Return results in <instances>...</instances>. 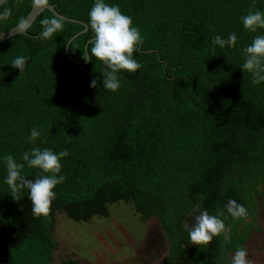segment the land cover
Masks as SVG:
<instances>
[{"label":"trees","instance_id":"trees-1","mask_svg":"<svg viewBox=\"0 0 264 264\" xmlns=\"http://www.w3.org/2000/svg\"><path fill=\"white\" fill-rule=\"evenodd\" d=\"M33 1L0 6V14L10 13L0 19V34L23 22ZM106 2L119 5L144 38L134 53L141 67L122 70L116 92L102 84L91 88L104 65L82 58L94 37L88 15L94 0L44 2L87 26L69 44L70 57L66 45L84 26L48 10L25 35L0 45V264H56L64 224L88 225L121 204L143 221H158L174 253L182 254L181 221L196 208L231 227L227 252L251 237L252 223L227 208L235 200L253 218V192L264 185V83L253 85L251 73L240 68L244 47L264 34L245 30L241 17L264 11L263 1ZM52 18L63 26L43 38L42 21ZM231 32L236 47L210 50L214 35L226 39ZM21 55L28 57L23 73L10 65ZM33 127L42 131L35 143L28 140ZM33 147L69 152L61 160L66 179L47 216L32 213L27 189L13 193L4 182L9 154L25 164L28 179L42 174L22 160ZM62 253L60 264L78 263Z\"/></svg>","mask_w":264,"mask_h":264},{"label":"clouds","instance_id":"clouds-1","mask_svg":"<svg viewBox=\"0 0 264 264\" xmlns=\"http://www.w3.org/2000/svg\"><path fill=\"white\" fill-rule=\"evenodd\" d=\"M43 3L45 0H36ZM9 12L0 14V19L9 15ZM89 26L94 33L90 42V48L82 51V58L86 62H93L95 57L104 65V70L100 73L99 79L93 78L90 82L91 88L102 87L106 90L116 92L121 87L120 74L122 70L135 73L141 64L134 58V53L143 45L144 38L138 26H135L129 15L122 13L119 5L109 4L106 0H94V4L89 11ZM245 30L257 33L264 29V11L260 9L249 10L241 17ZM46 27L41 32L43 38H49L63 26L59 19L52 18L42 21ZM238 37L235 32L228 34L225 39L219 34L212 37L210 50L220 48L236 47ZM244 62L240 66L243 72L251 73L252 84L260 85L264 83V34L254 36L252 42L244 47ZM28 57L17 56L11 66L21 73L26 70ZM42 136L39 128L33 127L28 136L29 142L35 143ZM69 155L67 149L58 153L53 149L44 147H33L22 155V160L30 168H38L41 175L35 179H28L23 174L24 163L18 162L16 158L9 154L3 157L7 171L4 182L12 189L13 193H18L27 189L28 198L32 202V213L35 216H47L51 210L53 201L56 199L57 185L64 183L66 177L62 173L61 160ZM227 211L234 217H245L246 208L231 201ZM194 222L185 223L188 235L192 243L197 245H207L213 238L225 231V223L219 215H211L207 210L192 215ZM231 264H251L248 259L246 248L241 245L235 250V255Z\"/></svg>","mask_w":264,"mask_h":264},{"label":"rangeland","instance_id":"rangeland-1","mask_svg":"<svg viewBox=\"0 0 264 264\" xmlns=\"http://www.w3.org/2000/svg\"><path fill=\"white\" fill-rule=\"evenodd\" d=\"M254 210L256 227L261 235L251 231L246 250L251 264H264V185ZM58 230L63 242L60 258H72L77 264H156L165 254L164 240L158 221H143L126 204L111 208L110 217L90 224L72 221ZM74 253V254H73ZM73 254V255H72Z\"/></svg>","mask_w":264,"mask_h":264},{"label":"flooded vegetation","instance_id":"flooded-vegetation-1","mask_svg":"<svg viewBox=\"0 0 264 264\" xmlns=\"http://www.w3.org/2000/svg\"><path fill=\"white\" fill-rule=\"evenodd\" d=\"M261 185H259L257 189L253 192V195L255 196L254 200H257V198L261 196L259 189ZM231 201H235V200H230L228 202V205ZM255 206H256V201H255ZM199 212H201V210L196 208V211L194 213H191L181 221V227H180L181 233H179L177 236V246H179L178 247L179 250L182 249V254H180V252L174 253V249L171 247L168 240H164L165 242L164 249L166 252L164 256L159 261L156 262V264H222L223 262L221 260H223L225 257H226L225 262L227 264H231L232 259L235 255V251H231V252L226 251V246H228L231 242V236H230L231 227L228 224L225 225V231L220 235L215 236L213 240L209 242L208 246L203 244L197 245L191 242L188 235V230L185 227V223L194 222L192 215L199 214ZM243 218L248 219V221L246 222L250 221L252 223L253 231L255 232L256 235H261L262 229L256 227L257 222H255L254 215L253 218H250L249 212L247 211L246 216ZM161 231L163 237L164 231L163 230ZM247 241L243 244L245 248Z\"/></svg>","mask_w":264,"mask_h":264},{"label":"water","instance_id":"water-1","mask_svg":"<svg viewBox=\"0 0 264 264\" xmlns=\"http://www.w3.org/2000/svg\"><path fill=\"white\" fill-rule=\"evenodd\" d=\"M7 0H0V6H2ZM264 3V0H262ZM45 10L50 11L52 14H54L57 18L62 19V20H67V21H71L74 23H79L80 25L84 26V30L76 35L75 37H73L72 39H70V41L67 43L66 45V54L68 55V57H70L69 53H68V46L69 44L79 35L84 34L87 32V26L84 23H81L79 21L76 20H72V19H66L65 17H63L62 15H59L56 13L54 6L52 5H44L43 3H37L36 0L33 1L32 7L30 9V11L28 12L26 18L24 19L23 22H21L19 25L15 26L14 28H11L5 32H2L0 34V45L7 41L8 39L17 36V35H25L27 33V30L32 26V24L34 23V21L36 20V18L42 14V12H44ZM87 48V46H86ZM76 62V61H75ZM85 64V63H83Z\"/></svg>","mask_w":264,"mask_h":264}]
</instances>
